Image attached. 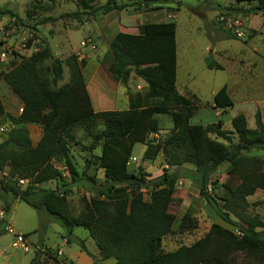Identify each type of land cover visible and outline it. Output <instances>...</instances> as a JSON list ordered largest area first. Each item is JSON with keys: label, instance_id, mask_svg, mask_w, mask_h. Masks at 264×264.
<instances>
[{"label": "trees", "instance_id": "16d2710c", "mask_svg": "<svg viewBox=\"0 0 264 264\" xmlns=\"http://www.w3.org/2000/svg\"><path fill=\"white\" fill-rule=\"evenodd\" d=\"M69 1H75L82 11L68 14V17L82 24L84 15L98 18L129 9H161V5L175 0H131L123 4L108 0L97 7L99 0ZM235 1L240 5L255 3L257 6L249 11H233L264 15V0ZM4 13L15 16L8 10L1 12ZM52 21L55 20L47 19V22ZM174 28L171 25H140L138 33L119 32L109 44L113 55L109 72L114 80L127 86L135 74L147 85L145 89L129 94L127 111L94 112L83 72L84 62H79L77 56L60 60L46 45L31 57L13 64L6 72H3L4 62L0 60V76L22 103L21 114L13 119L15 127L6 128L1 134L6 137L0 141V172L8 169L9 175L15 176L21 170L32 171L33 185L57 180L62 184L59 191L63 192L44 191L41 200L33 203L30 188L21 191L17 182L9 184L0 180V191L13 194L39 213L58 195L64 196L68 182L82 181L69 152V143L74 141L72 130L80 127L92 140L88 152L93 153L99 146L102 148L100 156L95 157L100 168L109 171L100 192L102 198L87 202V212L79 217L70 215L63 208L48 211L67 234V239L77 228L88 231L100 259L91 254L84 240L78 244L81 251L97 264L110 259L116 264H230L239 254L264 264V222L249 217L245 210L248 198L258 190H264L262 161L246 156L254 150L264 151L261 112H256L254 129H249L242 114L232 119L233 131L222 129V122L209 127L193 125L191 120L199 106L177 89V39L170 31ZM226 39L238 40L232 34H227ZM46 61L51 62L50 75L44 68ZM205 63L209 70H223L222 65L209 57ZM64 64L69 69L70 82L54 89L52 86L63 80ZM213 104L214 109L223 111L235 106L227 85L215 94ZM159 115H169L173 122L171 134L161 142ZM30 124L41 125L44 130L36 146L27 128ZM100 124L103 129L94 133V128ZM211 134L216 139H212ZM233 136L238 140L234 141ZM139 144L146 147L143 160L153 161L162 155L166 168L160 177L147 180L144 174L129 171L134 148ZM56 158L65 163L61 169L53 165ZM224 163L240 173L241 183L228 197L220 198L221 206L209 187L219 186L214 178ZM185 166L193 167L190 174L178 172ZM65 168L68 178L64 176ZM87 178L88 184H96V180ZM181 179L193 180L201 197L216 215L235 227L238 233L213 223L207 235L194 244L164 252L163 240L173 234L175 225L169 208ZM4 207L9 213L10 204L7 202ZM46 253L36 251L29 264H42L41 257Z\"/></svg>", "mask_w": 264, "mask_h": 264}, {"label": "rangeland", "instance_id": "374dc122", "mask_svg": "<svg viewBox=\"0 0 264 264\" xmlns=\"http://www.w3.org/2000/svg\"><path fill=\"white\" fill-rule=\"evenodd\" d=\"M108 0H99L95 7L106 4ZM131 0H118L119 3H128ZM181 2V5H178ZM254 4H237L235 0H175L161 5V9H129L131 15L128 18L121 13H113L98 18L84 15V23L68 17V14L82 11L75 1L69 0H0V54L6 53L3 72L8 71L13 64L20 63L22 58H29L48 45L56 58L66 60L70 56H77L79 62H84L83 72L89 77L95 68L100 73H105V61L107 53L105 39L96 41V49L86 52L82 59L81 43L91 33V29H98L99 24L114 26L116 18L123 16L122 20H128L131 31L138 33V27L142 25H171L177 39V89L178 91L194 100L199 110L191 120L193 125L209 127L222 122V129L233 131L232 119L238 115H244L249 129H254L255 115L258 110L263 115L261 103H264V15L259 13L244 14L233 9L249 11L256 7ZM222 8V9H220ZM232 11H226V9ZM8 10L9 13L1 14ZM238 21L244 37L238 40H227V34L233 31L225 29V25L219 21L221 16ZM125 16V17H124ZM48 18L55 21L47 22ZM110 18V19H109ZM88 23L89 27H84ZM99 23V24H98ZM98 24V25H97ZM113 35V34H112ZM110 34L109 37L111 38ZM95 42V41H94ZM102 49V50H101ZM213 59L223 66V70H209L206 66V58ZM100 67V68H99ZM44 68L50 75L51 62L46 61ZM100 76L102 78L103 75ZM51 78V76H49ZM100 79V78H99ZM70 82V72L64 64L63 80L52 88L57 89ZM129 85L134 91L143 90V83L135 74L132 75ZM225 85L235 106L232 109H214L213 99L215 94ZM261 106V107H259ZM0 128L12 129L15 127L13 119L21 114L22 103L13 94L11 89L0 76ZM161 131L159 141L165 140L172 132L173 122L169 115L157 116ZM264 123V121H263ZM30 138L34 145L43 136L41 125L30 124L27 126ZM103 129L100 124L94 128V133ZM74 141L69 143V152L72 162L79 170L82 181L70 184L65 188L67 193L63 197L55 199L48 207L39 213L33 207L22 202L13 194L0 191V203L6 206L10 204L9 219L18 233H22L30 244L28 252L21 248L13 247L14 236L4 231L0 232V264H29L36 251L48 252L41 257L42 264H97L81 251L78 241L84 240L88 250L97 259L100 255L96 250L95 242L89 237L87 230L77 228L72 236L67 239V234L61 226L49 215L48 210L63 208L74 217L86 213V203L91 199L102 198L100 192L108 177L109 171L101 169L96 156L101 154V146L93 153L87 151L92 140L80 127L72 130ZM6 137L1 135L0 141ZM154 137H152L153 139ZM212 139L216 136L211 134ZM237 141V136H233ZM35 146V145H34ZM145 146L136 145L132 158L137 161L129 165V171L136 174H144L147 180L160 177L166 168L162 155L153 161L143 160ZM250 158H258L262 161L261 173L264 174V151L254 150L246 155ZM131 158V159H132ZM131 161V160H130ZM64 161L56 158L53 161L55 168L61 169ZM193 167L185 166L179 169L181 174H190ZM176 171V169H171ZM32 171H19L15 176L9 175V170L0 172V180L5 183L17 182L21 191L28 188L31 190L30 200L38 203L44 191L57 190L58 194L62 184L50 181L42 185H33ZM96 180V184H88V178ZM219 186L209 187L217 202L222 206L220 198H226L232 194L241 183L240 173L232 169L228 163H224L218 170L215 178ZM23 180L24 184H20ZM69 180V179H68ZM148 194V193H147ZM148 200V195H145ZM246 214L251 218H257L264 222V190H258L248 198ZM169 215L175 219L173 234L163 240V251H176L181 246H190L205 237L213 223L235 231L238 230L225 223L210 207L206 200L201 197L199 188L193 180L181 179L177 184V191L172 199ZM187 216V218H185ZM234 221L239 222L234 216ZM185 218V219H184ZM66 242V243H65ZM73 242V243H70ZM60 250L62 254L60 253ZM48 254V255H47ZM49 254L55 256L52 259ZM100 264H116L113 259L101 261ZM230 264H260L251 256L245 254L236 255Z\"/></svg>", "mask_w": 264, "mask_h": 264}, {"label": "crops", "instance_id": "0c3cea01", "mask_svg": "<svg viewBox=\"0 0 264 264\" xmlns=\"http://www.w3.org/2000/svg\"><path fill=\"white\" fill-rule=\"evenodd\" d=\"M116 13H121V14L123 13L122 15H126V17L128 18L136 17L134 15L129 14L130 13L129 11L116 12ZM112 14L113 13L109 14V17H112ZM122 17L123 16H119L118 18H116V23L114 24V26H107V24L105 25L101 24L100 26V24L98 23L100 28L91 29L90 30L91 34L87 37V38H92L95 41V43L96 41L97 43H99L100 38L97 36V33H99L107 43L105 45V48H107L105 49V51L107 52L105 53L107 54L106 57L107 61H105V65H104L105 73L101 74L100 69L98 68H95L93 73L89 77H87L86 74L84 73L87 79V91L91 100L92 108L95 113L108 112V111H127L130 108L129 94H135L139 92L131 89V86L129 84L127 86H124L117 83L112 77L111 73L109 72V68L113 62V55L111 50L109 49V44L114 39L116 34H118L119 32L130 33L128 31H131V28L129 26L130 22H128V20H122ZM142 25L144 24L142 23ZM82 26L89 27L90 25L86 23L85 25ZM110 34L111 35L113 34L111 38L109 37ZM80 52L85 54L86 49L82 48ZM100 74L103 75L104 78H102ZM140 81L143 83V89H145L147 86L146 83L143 82L142 80ZM258 102L259 105L261 106L264 104L261 103L260 101ZM261 110L264 121V107H261ZM39 141L40 140H38L36 143L34 142V145L36 146ZM60 253L62 254L61 250Z\"/></svg>", "mask_w": 264, "mask_h": 264}, {"label": "built area", "instance_id": "2783aa9c", "mask_svg": "<svg viewBox=\"0 0 264 264\" xmlns=\"http://www.w3.org/2000/svg\"><path fill=\"white\" fill-rule=\"evenodd\" d=\"M219 21L221 23H223L225 25V29L233 31V33L238 37V38H242L244 37V33L241 31L240 27L241 24L238 21H234L232 22L231 19H228L224 16H221ZM81 47L83 49H89V50H95L96 49V44L94 42V40L92 38H87L85 40H83L81 42ZM6 53H2L0 54V60L2 62L5 61L6 58ZM84 56V54H79V59H82V57ZM22 111V110H21ZM6 131L5 127H1L0 128V133L3 134ZM137 159L136 158H132L129 165L131 163L136 162ZM66 171V173L64 174V176L66 178L69 177L68 173H67V169H64ZM20 184H24L23 180H19ZM60 196H63L62 194H60ZM4 231L5 233H9L12 234L14 236V242H13V247L17 248H21L24 252H28L30 249V245L28 244L27 238L25 237V235L18 233L14 227L12 226L10 219H9V213L7 212L6 208L0 203V232Z\"/></svg>", "mask_w": 264, "mask_h": 264}]
</instances>
